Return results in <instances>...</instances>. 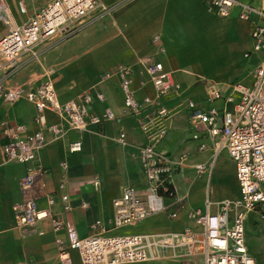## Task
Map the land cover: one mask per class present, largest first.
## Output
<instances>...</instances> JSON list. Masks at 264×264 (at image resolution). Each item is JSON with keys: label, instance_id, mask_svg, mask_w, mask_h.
<instances>
[{"label": "crops", "instance_id": "1", "mask_svg": "<svg viewBox=\"0 0 264 264\" xmlns=\"http://www.w3.org/2000/svg\"><path fill=\"white\" fill-rule=\"evenodd\" d=\"M6 1L14 22L21 25L51 0L33 3L23 0L26 15H21L17 8L22 0ZM239 1L259 5L258 0ZM100 2L107 12L88 22L81 32L39 46L36 59H25L5 83L11 87L28 82L35 87L50 80L61 104L88 92L93 98L89 108L91 115L102 117L106 112L113 115L112 120L91 125L84 132L69 131L67 137L58 141L51 142V136L46 134L50 143L38 156L40 166L48 171L45 182L50 193L55 191L62 174L59 164L67 163L66 192L71 210L61 216L73 225L79 238L90 236L92 226L97 223L108 227L113 215L112 201L120 196L124 187L141 188L145 183L136 152L145 144L140 124L150 108L139 116L123 115L119 79L113 75L119 65L130 67L132 87L138 100L147 97L157 101L152 83L140 63L142 58L156 55L155 60L163 65L164 71L178 86L181 99L201 102L206 97L208 84L215 83L226 92L236 83L251 82V74L258 64L256 54L244 57L252 49L251 25L238 20L237 9H233L228 17L219 18L209 11L206 0ZM5 32L0 24V38ZM154 37H159L157 43H152ZM106 74L111 76L104 78ZM97 95H102L103 101H99ZM181 99L174 96L161 99V106L173 112L165 121L167 135L157 146L159 151L174 159L183 154L188 156L182 170L173 179L175 196L185 198L186 210L202 209L206 198L214 205L236 198L238 185L229 158L221 175L215 168L218 157L209 173L195 174L194 166L208 164L211 158L210 148L198 152L197 146L205 143L208 147L210 143L203 136L199 140L192 139L197 132L180 105ZM214 105L220 106V103ZM34 115V107L25 100L12 104L0 101V121L25 124L30 132L35 130L31 122ZM46 119L49 124L59 121L51 113L46 114ZM199 130L203 131L202 128ZM120 134L125 135L124 147L117 143ZM4 142L0 135V144ZM73 142L81 143L80 152L69 153L68 144ZM24 173L23 165L4 164L0 155V264H58L55 240L60 238L66 242L63 231L53 233L48 221L42 224L44 234L41 236L34 231L25 234L14 227L12 207L20 200L18 184ZM96 180L97 186L94 184ZM38 205L45 207V202L40 200ZM215 210L213 207L212 212ZM54 211L62 214L60 203ZM153 219L159 229H146L140 233L180 232L192 226L184 211L176 220L167 214H158L147 220ZM245 234L248 254L255 264H264V255L261 254L264 237L262 244L255 247L247 236L246 226ZM169 256L170 253H165L160 260L135 264H178ZM76 258L73 264H80L77 255Z\"/></svg>", "mask_w": 264, "mask_h": 264}, {"label": "built area", "instance_id": "2", "mask_svg": "<svg viewBox=\"0 0 264 264\" xmlns=\"http://www.w3.org/2000/svg\"><path fill=\"white\" fill-rule=\"evenodd\" d=\"M258 1L259 5L254 6L239 0H206L209 11L216 17L226 18L237 9L238 20L251 25L252 49L244 57L252 53L262 55L249 85L236 83L224 92L211 83L207 85L203 101H184L169 73L155 60L156 55H152L142 58L140 63L152 83L157 101L147 97L138 100L130 67H117L113 75L119 79L123 115L139 116L150 108L140 124L145 144L136 152L145 183L141 188L124 187L120 196L112 201L113 215L108 227L97 223L92 226L90 236L79 238L73 225L61 216L71 210L66 192L67 163L59 164L62 174L55 191L50 193L45 182L48 171L40 166L38 156L50 143L46 134L51 136V142L58 141L67 137L69 131L84 132L91 125L112 120L113 115L110 112L102 117L91 115L89 108L93 98L88 92L61 104L50 80L35 87L28 82L11 87L5 83L25 59H36L39 46L79 33L84 25L107 12V8L100 0H51L17 25L7 1L0 0V24L6 31L0 38V101L12 104L25 100L35 110L31 120L35 130L30 132L25 124L0 121V135L5 141L0 144L3 163L25 167L18 184L20 200L12 207L14 227L25 234L34 231L41 236L44 234L42 224L48 221L53 233L63 231L66 242L60 238L55 240L58 264H72L71 252L76 253L80 264L147 263L162 259L165 253H170L169 257L178 264H255L247 251L245 223L252 213L258 212L264 217V0ZM17 8L21 15H26L25 1H19ZM158 39L152 38V43H157ZM110 76L106 74L104 78ZM169 96L181 99L180 105L197 132L192 139L199 140L203 136L210 143L208 147L205 143L197 146L198 152L210 148L211 158L208 164L195 165V174L209 173L215 158L225 152L234 165L238 185L236 198L216 205L206 198L202 209L186 210L185 198L175 196L173 179L188 156L183 154L174 159L157 148L167 135L165 121L173 112L161 106L160 101ZM96 98L104 99L102 95ZM217 102L220 106L214 105ZM47 113L54 114L59 121L49 124ZM117 143L126 146L124 134L119 135ZM68 151L80 152L81 143L68 144ZM94 184L97 186L98 181ZM40 200L45 202V207L38 205ZM58 203L62 214L54 211ZM213 207H216L215 212H212ZM183 211L192 226L180 232L112 234L158 214H167L176 220Z\"/></svg>", "mask_w": 264, "mask_h": 264}, {"label": "rangeland", "instance_id": "3", "mask_svg": "<svg viewBox=\"0 0 264 264\" xmlns=\"http://www.w3.org/2000/svg\"><path fill=\"white\" fill-rule=\"evenodd\" d=\"M15 15H16V12H15ZM261 55L262 54L259 53V54H256L255 57L259 59V58H261ZM249 83H250V81L245 82V84H247V85H249ZM227 165H228V156L225 152H222L218 155V158L215 162V168L220 172L218 174L221 175L222 171L226 170ZM224 186H225V188H227V186H228L227 183ZM229 187L231 188V185H229ZM245 226L247 229V236H248L249 240H251V245L252 246L257 245V247H258V245H261L262 244L261 239H262V237H264V217H261L260 213H258V212L252 213L248 216V219L245 223ZM146 229H156L157 230V229H159V227H158V224L155 222L154 219L150 220V221L146 220L144 222L137 224L135 227H125L119 233H123L125 235H130V234H136V233L144 232L143 230H146ZM261 254L264 255V251H261ZM71 256H72L73 263H75L76 259H77L76 253L71 252Z\"/></svg>", "mask_w": 264, "mask_h": 264}]
</instances>
